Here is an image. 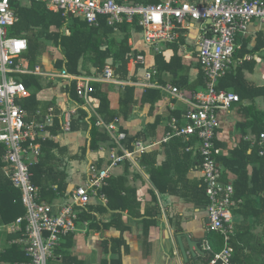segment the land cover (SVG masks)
<instances>
[{
    "label": "crops",
    "instance_id": "obj_1",
    "mask_svg": "<svg viewBox=\"0 0 264 264\" xmlns=\"http://www.w3.org/2000/svg\"><path fill=\"white\" fill-rule=\"evenodd\" d=\"M123 1L142 3L134 0ZM160 2L162 0H151L149 4ZM32 4L16 3L13 8L17 15V8L31 7ZM42 5L47 11L61 12ZM61 16L68 19L64 25L66 29L63 28L66 33H69L67 27L73 24L71 20L76 19L87 25L74 15H64L61 12ZM103 19L106 23L105 27L111 28L112 31L100 30L95 33L90 45L100 52L109 51L107 53L111 56L107 57L108 60H104L101 71H98L94 65L98 53L90 49L80 62L81 74L72 75L75 78L89 80L94 88L87 103L77 97V94L74 96L70 92L72 83L75 84L76 92V81H68L61 76L63 71L66 72L64 67L59 66L64 56L61 48L56 44L54 32L56 30L62 33V30L54 27L44 28L39 23L40 19L34 17L32 22H29L31 32L27 33L34 38L32 41H37L40 45L36 54L28 52L26 32L13 37L27 42L26 51L17 60L19 72L12 75L14 80L25 86L28 93V96L19 103H25L26 100L29 103L28 99L34 98L35 107L30 102L28 104L30 110L23 108L26 115L24 120L26 123L45 124L43 131H36L34 141L39 145L40 155L30 159L31 167L42 160L40 171L44 172L39 181L41 185H36L40 201L53 207L68 203L71 191L86 181L89 163L105 168L109 164L110 150L116 149L120 153V148L124 149L122 142L125 139L118 145L105 129L96 125L98 120L105 123L97 113L100 102L95 96L96 88H101L102 96L113 112L122 113L110 122L118 121L116 132L135 136L146 131L147 125L153 124V139L140 140L154 145L147 151L153 150V186L146 169L139 163L138 158L141 155L127 159L114 167L109 179L119 177L126 179L125 188L128 194L123 191L122 198L118 199V203L124 205L125 210H110L108 200L102 203L98 198L92 197L87 207L94 209L89 214L93 221L76 224L77 231L69 235V238L63 239L57 249L56 254L59 258L55 264H65L62 260L67 256L74 263L73 259H75L76 264H101L104 260L108 264H206L208 257H211L203 250V242L205 240L210 242L209 233L206 231L207 205L200 201L204 198L208 203V199L200 172L198 140L196 137H191L187 141L185 138L172 137L163 142L171 131L170 120L176 118L179 126H185L188 122L184 119V115L193 108L195 94L204 90V76L197 60V41L200 29L204 25L191 21L187 26L175 29L177 38L174 42L149 45L144 41L137 20L109 26L107 19L100 17L97 27L89 25L87 27L102 29ZM122 26H126L128 32H124ZM11 27L8 28V35ZM125 38L131 48V54L127 66V79L119 80L115 76L112 60L109 58L115 55ZM235 41L238 45L235 57L237 59L246 57L247 60L242 65H234L227 73V77H222L223 79L218 81L217 88L237 94L240 101L229 109L216 112L219 127L215 134V157L220 166L221 181L233 186L237 175L230 168V161L235 149L241 148L244 142L249 145L248 155L257 151L258 157L264 156L259 155V147L256 144L259 137L252 131L253 126L264 125V95L258 93V90L264 88V24L252 21L245 33L236 36ZM157 56L163 58L160 69L156 61ZM138 57L142 58V62H137ZM173 58L177 60L171 63ZM165 65L168 67L165 68ZM107 66L113 71L112 81L104 79V68ZM149 72L153 73L150 80L146 79V74ZM127 87L132 89L133 103L129 104L126 112H122L121 98ZM172 88H177L179 95L173 94ZM147 89H153L158 94L157 97H153L155 101L153 107L142 102ZM81 111L86 115L84 121L79 120ZM50 114L51 120L46 122ZM176 115H180V118L175 117ZM72 121H74L73 125ZM56 122L59 124V129L56 128ZM92 128L106 133L109 138V141L101 143L98 149L92 147ZM43 145L45 147L41 151ZM187 145L192 147L190 152L185 151ZM2 151L0 149V157ZM83 151H85L84 159H78ZM258 167L256 162L248 164L247 171L250 178ZM8 180L0 164V250L13 245L12 242H8V235L15 237L18 235L8 233L7 227L22 211L19 200H15L18 193L12 189ZM55 182L67 184L64 195L54 191L57 190ZM132 191L134 194H131ZM235 197L241 201V204L233 211L235 229L232 243L241 233L247 236H260L264 228L258 225L260 222L258 216L263 215L256 207L242 210L244 200L237 198L236 193ZM260 197H264V194ZM240 211H244L249 216L245 218ZM237 230H239L238 234ZM178 236L182 238V248L187 261L184 260L177 241ZM187 239L197 243L199 253L194 247H189ZM220 240L222 244L221 237ZM262 242L264 244V240ZM113 244L117 250L115 253L111 252ZM234 256L236 264H264V256L248 248H245L241 254L236 252Z\"/></svg>",
    "mask_w": 264,
    "mask_h": 264
},
{
    "label": "built area",
    "instance_id": "obj_2",
    "mask_svg": "<svg viewBox=\"0 0 264 264\" xmlns=\"http://www.w3.org/2000/svg\"><path fill=\"white\" fill-rule=\"evenodd\" d=\"M199 1L162 0L157 4H142L123 0H0V149L3 150L0 164L12 187L20 193L24 209V215L7 227L8 233L19 236L12 244L22 247L28 259L24 264H55L59 258L56 251L63 239L77 231L80 210L89 205L92 197L107 202L100 192L107 186L111 170L127 159L146 153L154 145L136 141L132 151L120 148L119 153L111 149L107 167L98 168L89 163L86 181L71 191L68 203L53 207L40 201L38 188L32 184L30 159L40 155L39 145L34 141L36 131H43L45 124L25 122V111L19 102L28 93L22 83L12 78L19 72L18 58L27 49L26 40L8 35V28L18 20L13 8L16 3H41L64 15H74L91 27L99 25L100 17H105L109 26L137 20L144 41L149 45L174 42L177 38L175 29L187 26L191 21L204 25L197 41V60L204 76V90L195 94L193 108L184 115L188 122L185 126H179L176 118L170 120L171 131L163 142L172 137L186 141L197 138L200 172L208 199L206 231L222 239L219 252H213L208 240L203 242V250L211 255L208 264H236L232 246L233 211L241 201L235 197L234 186L221 181V170L215 157V134L219 127L216 112L229 109L240 99L235 93L217 90V84L234 65H242L247 60L246 57H235L238 49L235 38L239 33H245L252 21L264 24V0ZM137 62H142V58L138 57ZM152 74L147 73L146 79L150 80ZM61 76L76 81V94L87 103L94 91L89 80L75 78L65 71ZM104 76L105 81L113 80L110 67L104 68ZM171 92L178 94L177 88H172ZM50 120L51 114L46 122ZM117 123V120L110 124L98 120L96 125L105 129L119 145L125 134L116 132ZM256 144L259 155L263 156L264 133L260 134ZM191 150V146L185 147L186 152Z\"/></svg>",
    "mask_w": 264,
    "mask_h": 264
},
{
    "label": "trees",
    "instance_id": "obj_3",
    "mask_svg": "<svg viewBox=\"0 0 264 264\" xmlns=\"http://www.w3.org/2000/svg\"><path fill=\"white\" fill-rule=\"evenodd\" d=\"M136 2H142V4H149L151 0H134ZM55 9V8H54ZM17 15L19 17V21L14 24L13 27L9 29V36L11 37H17L20 36L22 32H26V37L28 38V52L36 54L39 48V43L37 41H32L34 38L30 37L27 32H31L30 30V24L29 22H32L33 18L37 16L39 18V23L42 27L44 28H51L54 27L55 29L62 30L61 32H54V39L57 41L56 44L61 48L64 59L63 61L59 62L60 67H64L66 72H68L71 75H80L79 71V66L81 60L84 58L86 53L91 49L95 52L98 53L97 60L94 62V65L98 68V71H101V65L104 62V60H108V56L110 57L111 54L107 53L109 51H98L96 47L93 45H90L93 35L100 30L111 32L112 29L106 28V23L102 22L103 28L99 30L95 29H89L86 24L79 22L78 20H71L73 24H71L69 27H67V30L69 33H66L64 29L65 23L68 21V19H65L61 16V12H56V11H47V9L42 5V4H32L31 7H19L17 8ZM121 27V26H120ZM124 32H128L126 29V26H122ZM64 28V29H63ZM140 29V28H138ZM128 36V35H127ZM96 53V54H97ZM131 54V48L128 46L127 43V38H125L123 41H121L118 50L115 52V55H113L111 58L112 60V65L115 71V76L116 78L120 79H127V74H128V63H129V55ZM163 58L161 56L156 57V61L158 64V69L161 68ZM174 60H177V58H173L171 60V63L174 62ZM65 62V64H64ZM64 64V66H63ZM165 68L168 66H164ZM227 77V74L226 76ZM223 77V78H224ZM222 78V79H223ZM217 90H221L220 87L217 88ZM96 94L95 96L98 98L100 102V107L98 109V115L102 118V120L105 123H110L114 118L119 117L122 115V113L113 112L109 105L108 102H105L106 99L103 97V93L101 91V88H96L95 89ZM70 92L76 96L75 92V84L72 83L70 86ZM259 95H264V88L258 90ZM121 98V110L122 112H126V108L129 106V104L133 103V98H132V89L127 87L125 88V91L122 94ZM158 94L153 91V89H147L145 90V93L142 98V102L144 104H150L151 107H153V103L155 102L153 100V97H157ZM78 97V96H77ZM29 103L32 102L34 104V98L31 97L28 99ZM80 100V99H79ZM27 100L25 103H20L22 108L26 110H30V106ZM81 103V101H79ZM35 107V104H34ZM30 108V109H29ZM35 109V108H33ZM81 117H79V120L84 121L86 118V115L84 114L83 111L80 112ZM106 115V117H105ZM175 117L180 118V115H176ZM258 123V120H256ZM74 124V121H72V125ZM56 128L59 129V124L56 122ZM92 147L95 149L99 148V145L101 143H106L109 141L108 136L106 133L101 132L100 130L96 128H92ZM253 133L259 137L261 133L264 132V125L263 124H258L256 126H253ZM153 139V124L147 125L146 131L141 132L135 136H131L130 134L126 133L125 134V140L122 142V146L124 149L128 151L133 150V144L136 141L140 140H145L148 141ZM45 145H43V148L41 149L44 150ZM247 150H249V145L247 143H242L241 148L235 149L234 152L232 153V159L230 161V168L235 172L237 175V179L234 182V188H235V193L237 198H241L244 200L243 208L242 210H248L252 207H256L263 216L261 217L260 215L258 216L260 219V222L258 225H262L264 228V197H260L261 194H264V156L263 157H258L257 151L252 152V154L248 155ZM3 153V151H2ZM84 153L85 151L82 152V155L78 157V159H84ZM139 163L142 167H144L149 175V180L150 183L153 186V150L149 151L147 153H144L141 155L139 158ZM42 160L39 161L36 165H33L30 167V172L32 174V184L33 185H41L40 184V178L41 174L44 171H40V168L42 166ZM252 162L258 163L259 167L255 172H252V177L250 178L248 171H247V166L248 164ZM2 166V165H1ZM3 167V166H2ZM99 168V167H98ZM9 181V180H8ZM10 183V181H9ZM57 185V190H54L55 192H58L60 195H64L67 190V184L61 183L58 184V182H55ZM125 183L126 179L125 177H119V178H112L109 179L107 182V186L102 189L100 194H104L105 197L108 200V208L110 210H125V206L122 204L118 203V199L122 198V192L125 191L127 193V189L125 188ZM11 185V183H10ZM12 187V185H11ZM12 189H14L12 187ZM15 190V189H14ZM41 190L44 191V189L41 188ZM18 193V197H16L15 200H19V204L21 207V212L18 213V217H21L24 215V209L21 205L20 202V193L15 190ZM53 191V192H54ZM41 192V191H40ZM54 192V193H55ZM131 194H134V191L131 192ZM200 203L207 205V201L202 198V201ZM18 206V204H15ZM87 207V206H86ZM255 209V208H253ZM94 209L91 208H85L81 209L80 212L78 213V220L77 223L80 222H85V221H93V219L89 216L90 212L93 211ZM241 212L245 218H247V214ZM15 218V219H16ZM14 219V220H15ZM8 223V222H6ZM245 231V229H244ZM237 234L239 230L236 231ZM19 236H12L8 235V242H13L17 240ZM69 238V235L66 236L65 238ZM17 238V239H16ZM64 238V239H65ZM209 240L210 244L213 248V252L217 253L222 249V244L220 237H218L215 234H209ZM264 230L260 236H247L244 233L241 235L237 236V239L233 241L232 245L234 247L235 254H241L245 248H248L249 250L255 252L257 251L260 256H264ZM22 247L19 245H11L9 248H3L0 250V264H24L28 261V259L25 257L24 252L21 249ZM111 252L115 253L117 252L115 244L112 245ZM234 254V255H235ZM209 258L206 262L208 264ZM236 258L235 256L233 259ZM72 262V259L70 257H64L62 262L65 264H76V260ZM235 261V259H234ZM112 263V262H111ZM236 263V262H235ZM101 264H108L107 261H102Z\"/></svg>",
    "mask_w": 264,
    "mask_h": 264
},
{
    "label": "water",
    "instance_id": "obj_4",
    "mask_svg": "<svg viewBox=\"0 0 264 264\" xmlns=\"http://www.w3.org/2000/svg\"><path fill=\"white\" fill-rule=\"evenodd\" d=\"M177 241H178V243H179V245H180V247H181V249H182V253H183L184 260L187 261V258H186V255H185V252H184V250H183V248H182V238H181L180 236H178V237H177ZM187 241H188V245H189V247H194V249L196 250L197 253L200 252V250H199L198 245H197L196 242H192V241H190L189 239H187Z\"/></svg>",
    "mask_w": 264,
    "mask_h": 264
}]
</instances>
